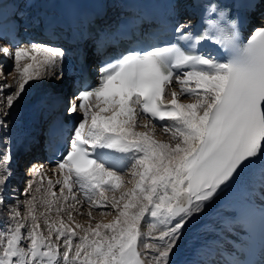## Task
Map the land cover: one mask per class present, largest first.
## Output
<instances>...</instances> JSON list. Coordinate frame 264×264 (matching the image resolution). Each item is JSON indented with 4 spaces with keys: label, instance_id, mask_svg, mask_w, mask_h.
<instances>
[{
    "label": "snow or ice",
    "instance_id": "6c2138e0",
    "mask_svg": "<svg viewBox=\"0 0 264 264\" xmlns=\"http://www.w3.org/2000/svg\"><path fill=\"white\" fill-rule=\"evenodd\" d=\"M186 28L178 25L175 32L179 40L192 42L188 49L172 44L129 52L107 62L97 84L78 92L79 103L71 102L67 111H79L83 118L56 162L60 178L48 179L41 201L56 219L49 222L41 212L45 234L35 214V196L25 201L23 215L10 208L0 228V264H170V253L191 218L241 169L264 156V27L246 42L234 27L194 37ZM206 39L225 50L223 59L196 51L194 45ZM0 54L14 58L15 91L0 84V91L10 92L5 97L9 108L29 81L54 72L63 55L44 44L16 46L14 53L0 46ZM169 95L165 104L162 97ZM93 97L95 102H89ZM181 97L191 102H180ZM141 127L148 130H136ZM157 128L166 141L154 138ZM9 161L5 149L0 187L8 178ZM129 165L135 184L110 199L105 193L121 186V172ZM32 187L30 182L25 191ZM82 203L88 204L89 222L73 227L68 222H74L73 210ZM109 207L114 213L106 211ZM92 209L113 219L93 224ZM146 215L152 223L143 233Z\"/></svg>",
    "mask_w": 264,
    "mask_h": 264
},
{
    "label": "bare ground",
    "instance_id": "6f19581e",
    "mask_svg": "<svg viewBox=\"0 0 264 264\" xmlns=\"http://www.w3.org/2000/svg\"><path fill=\"white\" fill-rule=\"evenodd\" d=\"M13 1L20 11L26 13V10L31 7L35 10L31 15H50L49 12H53L58 2L61 0H9ZM175 9L179 11V14L182 16L183 23H194L198 17L201 8L200 0H176ZM261 10L264 11V0H261L260 4ZM263 22L260 18H256L254 22ZM28 25V24H27ZM26 25V26H27ZM259 27V26H258ZM255 27V28H258ZM262 27V26H261ZM264 27V26H263ZM0 46H3L9 50V48L0 43ZM57 48V47H56ZM10 53H13L9 50ZM11 62L14 64L13 56L9 54H0V70L10 69ZM24 61L22 60L21 63ZM67 62L66 60H60L58 65L55 68V71L46 75L42 79L29 81L21 96L14 102L13 106L9 108L7 105L0 103V120L4 122L3 126H0V153L5 149L10 155V161L7 164V180L0 187V192L4 188L5 184L9 179L14 180V190L18 187L15 185L18 178H24L22 182H19V189L21 194H19V201L16 199L15 192L13 193V198H8V204L13 203V207L19 208L21 214L25 212V201L31 199L33 196L36 197V211L37 214H41V211L45 212L44 207L41 204V201L45 198L44 189L47 187L48 179L50 178L53 182L60 178L58 169H50L47 166L45 167L40 161L35 158L36 151L38 150V129L35 125L41 126L45 119L49 117L50 112L47 110L46 105L53 101L57 95L59 98L65 99L67 93H70L72 90L71 80L66 71ZM11 70V69H10ZM9 76L5 80V83L12 85V89H15V84L13 83V78L16 75L12 71L8 72ZM3 77V76H2ZM4 81V80H3ZM4 82L1 81L0 84ZM10 94L8 89L0 91V99L3 95ZM171 99V96L164 97V101L167 104V100ZM75 99L72 98L71 102H74ZM180 102L189 103L190 99H185L181 97ZM5 113H7L5 115ZM68 121L72 120L74 126H76L80 120L83 118L82 114L77 111L73 114H69L67 111ZM106 113L105 115H108ZM140 123L143 124V117L140 118ZM151 128V125H149ZM137 131H147L145 128H137ZM154 138L157 140H167V137L160 131L159 128L156 129ZM33 158L32 162L29 165H26L28 159ZM22 163L26 165L25 174L21 172L22 175H17V167ZM21 165V166H22ZM55 170V174H54ZM131 172L130 165L121 172L122 183L121 186L116 189L115 192L107 191V195L110 199L113 196L119 198L120 194L128 189H131L135 184L136 179H132L131 182L125 180L128 172ZM4 175L0 171V176ZM126 176V177H125ZM27 177V181H25ZM43 177V179H41ZM127 179V178H126ZM130 180V179H128ZM30 182H33V187L29 192H26L25 189L28 188ZM264 183V156L259 157L253 161L250 165L241 169L238 174L235 175V178L228 183L226 186L222 187L221 190L214 196V198L206 202L202 212L195 214L191 220L186 224L182 229V235L179 239L178 245L170 253L169 262L170 264H223L221 258H223L225 253H234L233 250L229 247L228 243L225 241L226 238H229L228 232L231 223L230 214L233 212V205L239 201L248 200L250 196L249 190H258L261 184ZM17 186V187H16ZM40 187V191L37 192L36 188ZM18 190V189H17ZM54 191L56 195L59 196V186H55ZM79 199L83 201V196L77 192L76 193ZM5 199V197H4ZM0 200L2 195L0 194ZM67 206V204H66ZM83 209L80 211V207ZM10 207V206H9ZM73 215L74 223H80L87 225V219H82L85 215V212L89 211L87 203H82L76 206ZM109 213H114L110 207L106 210ZM6 214V213H5ZM51 215L52 221L56 219L55 212L48 213ZM3 216V215H2ZM1 216V217H2ZM6 216V215H5ZM4 218H7V216ZM93 224L96 221L101 223H109L113 219V215H104L101 216L100 211L92 209ZM1 220H4V218ZM42 219H45L44 216H41ZM67 222L66 215L63 217ZM8 219V218H7ZM222 224H221V223ZM152 223V218L146 215V218L142 221L140 226V231L147 233L150 230V224ZM4 224V223H3ZM144 240H141L139 243V251L143 254L146 250L143 247ZM216 253V256L213 255Z\"/></svg>",
    "mask_w": 264,
    "mask_h": 264
},
{
    "label": "rangeland",
    "instance_id": "374dc122",
    "mask_svg": "<svg viewBox=\"0 0 264 264\" xmlns=\"http://www.w3.org/2000/svg\"><path fill=\"white\" fill-rule=\"evenodd\" d=\"M264 24V23H263ZM12 68H13V65H12V63L10 64V69H2V75H0V78H1V81L2 82H4L5 83V80L7 79V77L9 76V73L8 72H10V71H12ZM3 76V77H2ZM6 78V79H5ZM4 80V81H3ZM12 92H14L15 91V89H13V90H11ZM7 95L5 94V95H3L2 96V98L0 99V101L4 104V106H6L7 104H6V99H5V97H6ZM0 102V103H1ZM22 163L19 165V167H17V175L18 176H20V174L22 175V172H23V174H25V170H26V165H29V162H27V164L26 165H22ZM21 168H22V172H21ZM126 177V176H125ZM26 179H25V181H23V183L24 182H26L27 181V177H25ZM127 178V179H126ZM125 178V180H127V181H131L132 179H136L135 177H132L131 176V172L129 171L128 172V174H127V177ZM24 178H18V180H17V183L15 184V185H17L16 187V189L14 190V192L16 193L15 194V196L14 197H17L16 199H18L19 198V194H21V192L22 191H20L19 193H18V191H19V189H23V187H20V185H19V182L21 181L22 182V180H23ZM128 179H130V180H128ZM13 181L14 180H11V179H9L8 180V182L5 184V186H4V188L2 189V191L0 192V194L2 195V203H0V217L3 219L4 218V216L6 215L7 216V218H8V210L13 206V203L11 204V205H9L8 204V198H10V199H12L13 198V191H11V189H14L13 187H15L14 186V183H13ZM18 189V190H17ZM4 197H5V199H4ZM19 199H21V198H19ZM19 199H18V201H19ZM10 206V207H9ZM80 207V211H82L83 209H85V208H83L82 206H79ZM41 212H43V211H41ZM6 213V214H5ZM35 214H36V216H37V218H38V222H39V224H40V227H41V230H43L44 232H45V234H46V232H47V229H46V226L44 225V219H42V217H41V215H39V214H37V211L35 212ZM87 214V211L85 212V215ZM66 214H64L63 215V217L65 216ZM73 215L75 216L76 215V213H74V210H73ZM5 216V217H6ZM45 216L49 219V222H52V219H51V215L50 214H47V212H45ZM45 216H44V218H45ZM87 217L88 216H84L82 219H87ZM7 218H4V220H1L0 219V228H2L3 227V223H5L6 221H8V219ZM65 219V218H64ZM84 219V220H85ZM57 226H58V222H57ZM25 231V233H26V231L27 230H24ZM77 232L79 233V230H77ZM79 234H81L82 235V233H79ZM53 239H54V237H53ZM28 243H29V241L28 240H24L23 242H22V246H24V247H27V245H28ZM63 249L61 248V251H62Z\"/></svg>",
    "mask_w": 264,
    "mask_h": 264
}]
</instances>
